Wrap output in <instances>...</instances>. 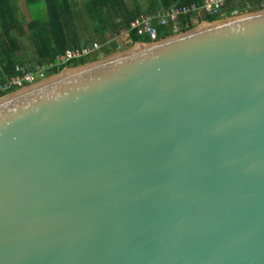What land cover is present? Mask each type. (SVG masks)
Wrapping results in <instances>:
<instances>
[{
	"label": "water",
	"instance_id": "1",
	"mask_svg": "<svg viewBox=\"0 0 264 264\" xmlns=\"http://www.w3.org/2000/svg\"><path fill=\"white\" fill-rule=\"evenodd\" d=\"M0 97V264H264V8Z\"/></svg>",
	"mask_w": 264,
	"mask_h": 264
},
{
	"label": "trees",
	"instance_id": "2",
	"mask_svg": "<svg viewBox=\"0 0 264 264\" xmlns=\"http://www.w3.org/2000/svg\"><path fill=\"white\" fill-rule=\"evenodd\" d=\"M0 0V83L22 71H35L38 65L54 63L66 49L98 43L100 48L81 59L49 67L45 77L65 67H76L117 52V37L128 32L134 42H149L130 28L141 14H155L171 6L201 5L203 0ZM259 0H228L215 21L234 13L261 9ZM26 11V14L24 12ZM191 16L180 18V31ZM201 21V19H199ZM158 39L173 34L171 28L158 26ZM14 91L0 93V97Z\"/></svg>",
	"mask_w": 264,
	"mask_h": 264
},
{
	"label": "built area",
	"instance_id": "3",
	"mask_svg": "<svg viewBox=\"0 0 264 264\" xmlns=\"http://www.w3.org/2000/svg\"><path fill=\"white\" fill-rule=\"evenodd\" d=\"M228 0H203L201 5L190 4L188 6H171L167 9L157 10L155 14H141L136 17L130 28L137 35L147 36L149 41L158 39V26H167L171 28L173 33L180 31V18L191 16L189 21L185 22L184 26L198 24L200 12L203 11L209 15H217L225 6ZM259 5L264 8V0H259ZM100 45L92 43L81 48L66 49V51L55 58L54 63L38 65L35 71H24L22 68H17V71H22L21 74L4 80L0 83V93H4L10 89H20L26 85L32 84L42 78H45V71L49 67L56 64H66L72 60L81 59L93 52L98 51Z\"/></svg>",
	"mask_w": 264,
	"mask_h": 264
},
{
	"label": "crops",
	"instance_id": "4",
	"mask_svg": "<svg viewBox=\"0 0 264 264\" xmlns=\"http://www.w3.org/2000/svg\"><path fill=\"white\" fill-rule=\"evenodd\" d=\"M141 2H143L141 0ZM200 19V15H199ZM118 45L120 48H126L130 45L132 42V39L130 38V34L128 32H122L118 37H117Z\"/></svg>",
	"mask_w": 264,
	"mask_h": 264
},
{
	"label": "rangeland",
	"instance_id": "5",
	"mask_svg": "<svg viewBox=\"0 0 264 264\" xmlns=\"http://www.w3.org/2000/svg\"><path fill=\"white\" fill-rule=\"evenodd\" d=\"M24 12H25V14H26V11H25V9H24ZM234 14H235V13H234ZM195 25H196V24H195ZM195 25H194V26H195ZM120 49H122V48H120ZM120 49H119V50H120Z\"/></svg>",
	"mask_w": 264,
	"mask_h": 264
}]
</instances>
